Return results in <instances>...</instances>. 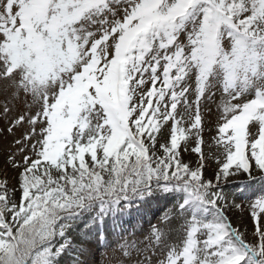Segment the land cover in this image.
<instances>
[{"label":"snow or ice","instance_id":"6c2138e0","mask_svg":"<svg viewBox=\"0 0 264 264\" xmlns=\"http://www.w3.org/2000/svg\"><path fill=\"white\" fill-rule=\"evenodd\" d=\"M0 83V264H264V0H0Z\"/></svg>","mask_w":264,"mask_h":264},{"label":"rangeland","instance_id":"374dc122","mask_svg":"<svg viewBox=\"0 0 264 264\" xmlns=\"http://www.w3.org/2000/svg\"><path fill=\"white\" fill-rule=\"evenodd\" d=\"M0 97H2V83H0ZM209 133L206 132V139L208 138ZM10 137L0 138V172H3V161L6 150L8 149V144L10 143ZM140 225H137L139 227ZM107 251V254L104 258V264H115L118 256L113 250H104L101 249V252ZM100 259V258H99Z\"/></svg>","mask_w":264,"mask_h":264}]
</instances>
